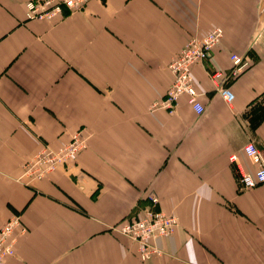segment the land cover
Segmentation results:
<instances>
[{
    "label": "crops",
    "instance_id": "0c3cea01",
    "mask_svg": "<svg viewBox=\"0 0 264 264\" xmlns=\"http://www.w3.org/2000/svg\"><path fill=\"white\" fill-rule=\"evenodd\" d=\"M0 0V225L27 227L0 264H264V183L242 187L236 165L264 151V0H89L63 19H28ZM219 26L211 58L192 72L204 111L150 110L173 81L169 63L191 36ZM250 65L230 78V55ZM220 68L234 94L222 97ZM86 127L67 165L29 181L23 165ZM156 208L178 218L147 261L112 229Z\"/></svg>",
    "mask_w": 264,
    "mask_h": 264
},
{
    "label": "built area",
    "instance_id": "2783aa9c",
    "mask_svg": "<svg viewBox=\"0 0 264 264\" xmlns=\"http://www.w3.org/2000/svg\"><path fill=\"white\" fill-rule=\"evenodd\" d=\"M89 0H26V17L59 21L64 18L65 10L76 11L82 9ZM224 31L221 27H213L206 35L191 36L179 53L169 63V69L173 74V81L164 96L150 105V110L166 109L169 113H175L181 103V98L187 96V101L192 105L196 113L204 111L201 101V93L198 91L192 72L197 63H205L211 58L213 49L218 46L223 38ZM231 69L229 77L234 78L244 71L250 62L243 53L230 55ZM211 80L219 87L222 97L228 104L234 99V94L224 86L225 73L217 68L210 72ZM88 132L86 127H80L73 132L68 143L53 148L43 146L30 160L23 165V174L29 181L41 179L57 170L62 165L72 162L80 151L88 145ZM243 151L248 159L255 165L253 170L245 169L237 160L236 155L231 156L235 163L242 187L249 188L264 183V151L254 141H248L243 146ZM153 205L140 216L125 218L112 229L135 241L138 245V253L143 261L160 254L162 250L156 244L158 237L172 234L178 225L176 215L156 208L159 197L155 193L149 194ZM27 227L20 214H12L0 225V263L6 258L16 254L18 235L26 233Z\"/></svg>",
    "mask_w": 264,
    "mask_h": 264
}]
</instances>
